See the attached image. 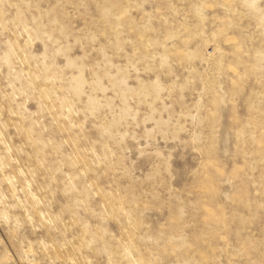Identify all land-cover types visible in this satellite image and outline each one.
I'll use <instances>...</instances> for the list:
<instances>
[{"label":"rangeland","instance_id":"rangeland-1","mask_svg":"<svg viewBox=\"0 0 264 264\" xmlns=\"http://www.w3.org/2000/svg\"><path fill=\"white\" fill-rule=\"evenodd\" d=\"M0 264H264V0H0Z\"/></svg>","mask_w":264,"mask_h":264}]
</instances>
